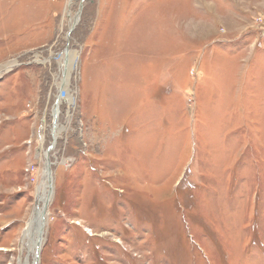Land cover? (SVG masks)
Listing matches in <instances>:
<instances>
[{
	"label": "rangeland",
	"instance_id": "1",
	"mask_svg": "<svg viewBox=\"0 0 264 264\" xmlns=\"http://www.w3.org/2000/svg\"><path fill=\"white\" fill-rule=\"evenodd\" d=\"M45 169L37 264H264V0H0V264Z\"/></svg>",
	"mask_w": 264,
	"mask_h": 264
},
{
	"label": "bare ground",
	"instance_id": "2",
	"mask_svg": "<svg viewBox=\"0 0 264 264\" xmlns=\"http://www.w3.org/2000/svg\"><path fill=\"white\" fill-rule=\"evenodd\" d=\"M46 162H47V160H46ZM43 176H44L46 182L44 184V180H43V182L41 183V185L37 189V193H36L37 204H40V203L43 204L45 202L48 203L49 198L51 196L50 194H48V190H47L48 189L47 180H48V176H49V170L45 169L43 171ZM46 211H45V215L47 214ZM44 223H45V216H44V213H43V209H39L38 210V208H35V210H34V212L32 214L31 220H30V224H29L30 225L29 229H31V231H30V233L27 232L25 234V236L27 238H30L33 241L32 242L33 243L32 247H34V248H32L33 252H34L35 249H37V248H35L36 247L35 242H36V239L38 238V236L40 235L39 232L40 231H41V233L43 232L42 230H43ZM32 229L34 230L33 232H32Z\"/></svg>",
	"mask_w": 264,
	"mask_h": 264
},
{
	"label": "water",
	"instance_id": "3",
	"mask_svg": "<svg viewBox=\"0 0 264 264\" xmlns=\"http://www.w3.org/2000/svg\"><path fill=\"white\" fill-rule=\"evenodd\" d=\"M75 22H76V20L74 21L71 30L73 29V27H74V25H75ZM68 34H69V33H68ZM54 105L57 107L58 102H56ZM57 111H58V110H57ZM57 111H56V112H57ZM53 117H54V121H55L56 118H57V114L54 115ZM50 148H51V147H50ZM50 148H48L47 151L51 150ZM45 160H47L46 165H47V167H49V165H50L49 157L47 156V157L45 158ZM49 171H50V169H49ZM50 172H51V171H50ZM48 182H49V184H51V176H50V174H49V177H48ZM48 187H49V186H48ZM46 205H47V202H45V203L42 204V208H43L44 216H45V211H46ZM28 227H29V225H28V223H27L26 230H27ZM39 233H40V235L38 236V238L36 239V242H35V244H36V247H35V248H37V249H36V251H35V255H34V257H33V259H34V260H33V264H37V261H38L39 245H40L41 235H42L41 231H40Z\"/></svg>",
	"mask_w": 264,
	"mask_h": 264
}]
</instances>
